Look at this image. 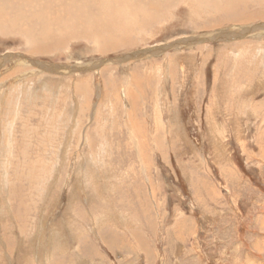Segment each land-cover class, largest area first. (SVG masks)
<instances>
[{"label": "rangeland", "instance_id": "1", "mask_svg": "<svg viewBox=\"0 0 264 264\" xmlns=\"http://www.w3.org/2000/svg\"><path fill=\"white\" fill-rule=\"evenodd\" d=\"M66 1L0 0V264H264V0Z\"/></svg>", "mask_w": 264, "mask_h": 264}, {"label": "bare ground", "instance_id": "2", "mask_svg": "<svg viewBox=\"0 0 264 264\" xmlns=\"http://www.w3.org/2000/svg\"><path fill=\"white\" fill-rule=\"evenodd\" d=\"M74 1V0H73ZM73 1H66V2H63V4L64 5H66V7H69V8H71V7H74V6H77V5H81V3L83 2L84 4H85V6L86 5H89V1L88 0H80V1H82L81 3L79 2H77V3H73ZM78 1V0H77ZM93 1H103V4H106L107 6H108V8L109 7H112V6H116L117 7V10L116 11H118V6H124L123 5V1H126V0H93ZM139 2H135V5H133L132 3L130 4V6H126V7H122V8H125L126 9V13L128 14V16H130L129 17V20H132L131 19V17L133 16V17H135L134 19L135 20H132L133 22H134V24L136 25H138V27H144L147 23H149L150 22V20L149 19H151L152 18V14L153 13H156V10H160V9H162V8H160V6H158V4H156V3H152L151 2V0H145L144 2H140V0H138ZM209 0H203L202 2H208ZM2 2V1H1ZM11 2V1H10ZM76 2V1H75ZM128 3V2H127ZM224 3L226 4V5H234V2H233V0H225L224 1ZM99 4H101V3H99ZM201 4V3H200ZM168 5H169V3H167V4H165V8L166 7H168ZM6 6V4H4V5H0V8L1 7H3L2 9H1V11H3V10H5L4 9V7ZM84 6V7H85ZM162 7H163V5H162ZM219 7H222V6H219ZM239 7L241 8V9H243L244 8V6L242 5V4H240L239 5ZM98 8H99V5H98ZM120 8V7H119ZM77 8H75L74 10H76ZM101 9V8H100ZM216 9L218 10V7H216ZM224 9V8H223ZM73 10V9H72ZM73 10V11H74ZM86 10H88V9H86ZM85 10V11H86ZM82 8H80L79 7V9L76 11L77 13L76 14H78L77 15V17L80 19V18H82ZM110 11V10H109ZM154 11V12H153ZM228 11V10H227ZM223 12V11H222ZM246 12V11H245ZM244 12V13H245ZM70 13V12H69ZM229 13V12H228ZM72 14H73V12H72ZM239 14V15H238ZM241 13H234V11H232V13H231V15L230 16H228L227 18H228V21H231V20H236V19H240L241 17V15H240ZM247 14V13H246ZM246 14H244V15H246ZM71 15V14H70ZM104 15V14H103ZM107 15H108V19H105V21H104V23L103 24H101V25H99L98 27H96V28H94V29H96L95 30V32H96V37H100V39L102 38V39H104V41H107L106 43H108V44H106L107 46L106 47H104V48H106V49H108V48H114L115 46H117V44H120V43H122L123 41H121V40H117V39H115V28H117V29H121L122 31H125L126 29H130L129 27H130V25H126V23H130V22H126V21H124V20H126L125 18H124V20L123 19H120V18H122V17H120V16H118V19L117 18H114V19H112V16H111V11H110V13H107ZM3 16V15H2ZM1 16V17H2ZM38 16V15H37ZM85 16V15H84ZM88 16V15H87ZM222 16V15H221ZM36 17V16H35ZM105 17V16H104ZM89 18H91V16L89 17ZM107 18V17H106ZM68 19V18H67ZM71 19H72V17H71ZM73 20V19H72ZM81 20V19H80ZM155 20V19H154ZM119 21H123V22H125V24H123V26H121L120 24H119ZM135 21H137V22H135ZM89 22V20H87V23ZM96 22H98V21H96ZM123 22H121V23H123ZM132 22V23H133ZM220 24H218V25H216V26H219V25H224V24H226V23H228V22H225L224 21V19H221L220 21H218ZM74 23V22H73ZM72 23V24H73ZM84 24H86V23H84ZM83 24V25H84ZM90 25H93V24H91V22L89 23ZM95 24V23H94ZM133 24V25H134ZM81 25V24H80ZM88 25V24H87ZM117 26H121L120 28H118ZM80 27V26H79ZM84 27H86V26H84ZM90 27V26H89ZM82 28H83V26H82ZM114 28V29H113ZM94 29H93V32H92V35H87L88 37L89 36H93L94 35ZM102 32H103V34H102ZM122 34V33H121ZM124 36V35H123ZM101 39V41H103ZM122 45V44H121Z\"/></svg>", "mask_w": 264, "mask_h": 264}]
</instances>
